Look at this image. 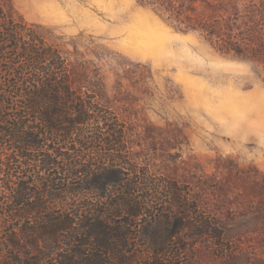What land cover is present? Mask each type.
<instances>
[{"label": "rangeland", "instance_id": "1", "mask_svg": "<svg viewBox=\"0 0 264 264\" xmlns=\"http://www.w3.org/2000/svg\"><path fill=\"white\" fill-rule=\"evenodd\" d=\"M0 2L55 46L71 89L110 111L123 138L107 148L110 131L93 122L78 127L97 128L100 151L89 139L43 146L102 155L87 177L36 181L45 206L101 195L105 213L130 184L140 213L111 219L129 223L133 264H264V0Z\"/></svg>", "mask_w": 264, "mask_h": 264}, {"label": "trees", "instance_id": "2", "mask_svg": "<svg viewBox=\"0 0 264 264\" xmlns=\"http://www.w3.org/2000/svg\"><path fill=\"white\" fill-rule=\"evenodd\" d=\"M69 78L55 46L0 2V264H133L127 254L129 223L111 219L120 209L140 213V199L129 196L132 185L119 196L107 195L109 216L101 209V195L71 210L63 204L45 206L44 192L33 189L38 180L57 185L68 177H87L92 165L100 166L101 154L94 162H81L76 155L43 149L61 140H77L85 149L89 139L100 151L97 128L90 129L95 136L86 137L88 130L78 127L82 124H104L110 131L107 148L123 147L122 136H114L117 120L110 111L95 100L86 102L71 89ZM109 172L115 182L122 179L120 169ZM145 264L163 262L155 257Z\"/></svg>", "mask_w": 264, "mask_h": 264}]
</instances>
